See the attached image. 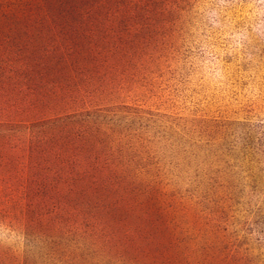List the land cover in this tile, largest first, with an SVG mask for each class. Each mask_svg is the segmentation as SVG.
I'll list each match as a JSON object with an SVG mask.
<instances>
[{"label": "rangeland", "instance_id": "1", "mask_svg": "<svg viewBox=\"0 0 264 264\" xmlns=\"http://www.w3.org/2000/svg\"><path fill=\"white\" fill-rule=\"evenodd\" d=\"M0 264H264V0H0Z\"/></svg>", "mask_w": 264, "mask_h": 264}]
</instances>
